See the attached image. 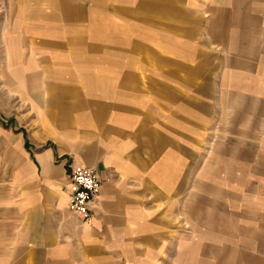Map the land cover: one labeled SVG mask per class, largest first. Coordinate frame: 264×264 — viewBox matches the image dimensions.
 <instances>
[{
  "label": "crops",
  "instance_id": "1",
  "mask_svg": "<svg viewBox=\"0 0 264 264\" xmlns=\"http://www.w3.org/2000/svg\"><path fill=\"white\" fill-rule=\"evenodd\" d=\"M208 6L0 0V264H264V0Z\"/></svg>",
  "mask_w": 264,
  "mask_h": 264
},
{
  "label": "built area",
  "instance_id": "2",
  "mask_svg": "<svg viewBox=\"0 0 264 264\" xmlns=\"http://www.w3.org/2000/svg\"><path fill=\"white\" fill-rule=\"evenodd\" d=\"M70 199L68 210L80 219L92 216V207L99 197L102 182L99 173L87 166L69 165Z\"/></svg>",
  "mask_w": 264,
  "mask_h": 264
},
{
  "label": "rangeland",
  "instance_id": "3",
  "mask_svg": "<svg viewBox=\"0 0 264 264\" xmlns=\"http://www.w3.org/2000/svg\"><path fill=\"white\" fill-rule=\"evenodd\" d=\"M210 2H211V0H194V9L195 10H197V14H199V12H200V14H201V17H203V19H204V17L205 18H209V17H211L210 15H212V13H211V10L209 9V6H208V4H210ZM255 3V2H254ZM200 39H202V41H204V40H206V39H208L209 40V38H208V35H207V32L203 29L202 31H201V35L200 36H198V38H197V41L198 42H200ZM218 55V56H217ZM216 55V57L214 58L215 60H219V64L218 65H221V67H224V65H225V56H220V54H217ZM229 56V55H228ZM229 58V57H228ZM201 59H204V58H199L198 59V62H199V66H201ZM203 70V68H200V71H202ZM216 72V71H215ZM214 72V73H215ZM214 73H213V75H212V79L210 80V82H206V84L205 83H203V75H205V74H201V80H200V84H201V86H203V84H205L206 86H210V88H211V95H212V99L214 98L215 100H217L218 99V95L219 96H221V94H222V86H221V84H222V81H217L216 80V85L215 84H213L214 83V80H213V76L215 77V75H214ZM215 79V78H214ZM248 79H250V76L248 77ZM243 83H245L244 81H243ZM216 87H215V86ZM217 87H220V92L217 90V91H215V89L217 88ZM202 94L203 95H208V89H203L202 90ZM219 137V136H218ZM218 137L216 136V135H214V137H209L210 138V140H209V138H207L205 141H208V142H206L205 143V145H206V147H207V149H206V151L204 152V155H205V157L206 158H209L211 155H212V153H213V151H214V149H213V144L214 143H216L215 141H217L218 140ZM226 144H228V143H232V145L235 143V138H233V139H231L230 138V135H228L227 134V136H226ZM233 140V141H232ZM264 142V133L262 134V143ZM264 145V144H263ZM205 147V148H206ZM246 207V206H245Z\"/></svg>",
  "mask_w": 264,
  "mask_h": 264
}]
</instances>
